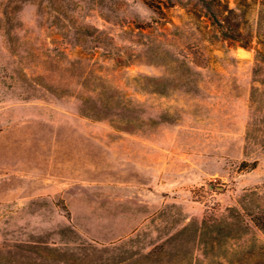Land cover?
Wrapping results in <instances>:
<instances>
[{
    "label": "rangeland",
    "instance_id": "1",
    "mask_svg": "<svg viewBox=\"0 0 264 264\" xmlns=\"http://www.w3.org/2000/svg\"><path fill=\"white\" fill-rule=\"evenodd\" d=\"M215 2L228 38L198 0H0V264H264V6Z\"/></svg>",
    "mask_w": 264,
    "mask_h": 264
},
{
    "label": "trees",
    "instance_id": "2",
    "mask_svg": "<svg viewBox=\"0 0 264 264\" xmlns=\"http://www.w3.org/2000/svg\"><path fill=\"white\" fill-rule=\"evenodd\" d=\"M198 1L205 8V10L207 11V14H209L214 21L217 20V16L221 14V10L219 9L215 0H198ZM262 5L264 6V0H262ZM215 22L221 34H223L224 37L228 38L229 36L225 33L223 25L219 21H215ZM202 228L204 229L206 228V226L203 225Z\"/></svg>",
    "mask_w": 264,
    "mask_h": 264
}]
</instances>
